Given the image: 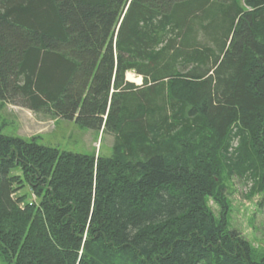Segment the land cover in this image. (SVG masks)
<instances>
[{"label": "trees", "instance_id": "trees-1", "mask_svg": "<svg viewBox=\"0 0 264 264\" xmlns=\"http://www.w3.org/2000/svg\"><path fill=\"white\" fill-rule=\"evenodd\" d=\"M247 3L0 0V101L115 134L102 156L0 130V253L264 264L228 228L220 185L227 171L264 191V0ZM131 69L143 86L126 81ZM25 185L39 201L18 194Z\"/></svg>", "mask_w": 264, "mask_h": 264}, {"label": "rangeland", "instance_id": "rangeland-1", "mask_svg": "<svg viewBox=\"0 0 264 264\" xmlns=\"http://www.w3.org/2000/svg\"><path fill=\"white\" fill-rule=\"evenodd\" d=\"M244 10H250L247 0H235ZM204 35L200 40L204 42ZM140 77V82L130 80L128 74ZM126 81L135 86H143V76L135 70H127ZM111 91H114L112 88ZM0 130L8 136H21L26 139L35 137L42 145L59 148L74 153L110 156L113 153L115 134L104 131L97 126H88L77 121V117L67 119L35 113L32 110L0 101ZM237 145V141L234 143ZM225 187V198L228 202V228L237 230L247 239L258 258L264 255V191H254V175L240 176L227 173L220 179ZM256 190V189H255ZM28 193V199H37L29 185H25L18 194ZM39 201V199H37ZM207 204L216 216L221 214V206L213 197ZM14 262V261H13ZM0 253V264H13Z\"/></svg>", "mask_w": 264, "mask_h": 264}, {"label": "bare ground", "instance_id": "bare-ground-1", "mask_svg": "<svg viewBox=\"0 0 264 264\" xmlns=\"http://www.w3.org/2000/svg\"><path fill=\"white\" fill-rule=\"evenodd\" d=\"M128 78L130 79V80H135V81H137V82H140V80H141V78L140 77H133V75L131 74V73H129L128 74Z\"/></svg>", "mask_w": 264, "mask_h": 264}]
</instances>
